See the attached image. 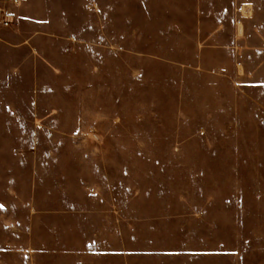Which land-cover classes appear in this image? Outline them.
Returning a JSON list of instances; mask_svg holds the SVG:
<instances>
[{
	"label": "rangeland",
	"instance_id": "obj_1",
	"mask_svg": "<svg viewBox=\"0 0 264 264\" xmlns=\"http://www.w3.org/2000/svg\"><path fill=\"white\" fill-rule=\"evenodd\" d=\"M12 1L0 264H264V0Z\"/></svg>",
	"mask_w": 264,
	"mask_h": 264
},
{
	"label": "built area",
	"instance_id": "obj_2",
	"mask_svg": "<svg viewBox=\"0 0 264 264\" xmlns=\"http://www.w3.org/2000/svg\"><path fill=\"white\" fill-rule=\"evenodd\" d=\"M13 5L19 6V0H13ZM0 22L4 28H11L15 24V14L9 8H3L0 10Z\"/></svg>",
	"mask_w": 264,
	"mask_h": 264
},
{
	"label": "crops",
	"instance_id": "obj_3",
	"mask_svg": "<svg viewBox=\"0 0 264 264\" xmlns=\"http://www.w3.org/2000/svg\"><path fill=\"white\" fill-rule=\"evenodd\" d=\"M236 1V3L240 6V8H239V10H240V12H242V10H243V12H244V9L245 8H247V11L248 12H250V14H251V12H252V7L254 6V4H249L248 3V1L249 0H235ZM12 6H14V7H19V6H15V5H13V1H12ZM21 4V3H20ZM10 10H12L11 8H9ZM1 10V9H0ZM13 11V10H12ZM14 12V11H13ZM240 17H242V16H240ZM238 25H239V23H238ZM237 28V31L239 32V33H243V30H244V27H242V26H237L236 27ZM16 47L17 46H14V50H17L16 49ZM18 48V47H17Z\"/></svg>",
	"mask_w": 264,
	"mask_h": 264
}]
</instances>
